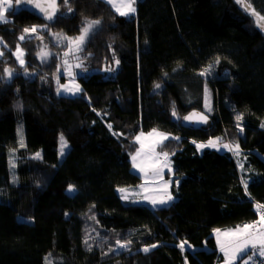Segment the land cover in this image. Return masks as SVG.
Returning <instances> with one entry per match:
<instances>
[{"label": "trees", "instance_id": "16d2710c", "mask_svg": "<svg viewBox=\"0 0 264 264\" xmlns=\"http://www.w3.org/2000/svg\"><path fill=\"white\" fill-rule=\"evenodd\" d=\"M14 1L0 23V264L221 261L215 231L264 204V31L242 1L138 0L121 16L61 0L49 24ZM248 2L264 16V0ZM87 24L98 26L71 51ZM65 66L78 93H58ZM192 109L212 128L183 126ZM150 129L172 135L174 201L155 208L120 191L141 182L130 155ZM209 141L229 147H197Z\"/></svg>", "mask_w": 264, "mask_h": 264}, {"label": "rangeland", "instance_id": "374dc122", "mask_svg": "<svg viewBox=\"0 0 264 264\" xmlns=\"http://www.w3.org/2000/svg\"><path fill=\"white\" fill-rule=\"evenodd\" d=\"M104 1L108 3V0H104ZM137 1L138 0H136V2ZM238 1L241 3V0H238ZM123 2L126 3L127 0H123ZM136 2L133 5L135 9H136ZM114 3L119 5L121 3V0H114ZM110 5L116 11V8L113 7V4H110ZM134 13H130L127 16H130ZM88 26L89 24H87L85 28H88ZM97 26L98 24L92 25L87 35L84 36V39L82 42H80L79 40L72 41L71 51H78L79 49H81L84 43L86 42L87 38L89 37V35L93 33V30H95ZM83 34H84V30H83ZM15 56L17 58V61L21 63L20 61L23 60V51L19 47L15 51ZM63 70L66 73V78H65L66 81L62 84L63 86L59 89L58 93L64 94L66 93V91L69 94L78 93L80 91V85L76 81V79L72 77L70 66H65ZM164 136H166L167 139H169L172 135L170 133L163 132L158 129H150L147 131L140 130L133 138V141L136 143V148L130 155L131 168L132 170H134L136 173L140 175L141 182L136 187L120 188V189L125 190L122 192L124 197H127L128 199L132 200L133 202L137 204H145L152 208H155V207L167 206L174 201V195L172 192V187L174 184L173 164L171 160V154L169 153V151H167L164 148V144L167 141V139H163ZM61 137L63 136L61 135L60 140H59V156L62 157L65 149L68 147V143L63 137L64 146H63V153H62L61 152V147H62ZM137 137H140L139 141L137 140ZM141 144L144 145L143 148L141 147ZM216 147L219 149H226L225 147H222V146L216 145ZM152 148H154V151H151ZM138 150H140L141 152L139 156H137ZM164 153L168 154L166 158L163 155ZM134 156H136V161H135V164L137 165L136 167H134V161H133ZM233 156L235 157L239 171L242 172V170L244 169V166L242 163V156L240 152L233 151ZM165 164H167L166 167L164 166ZM141 168H143L144 171H141ZM245 175H243V177H245ZM175 184L176 185L179 184V181H176ZM71 188L73 189V187ZM168 195H171L173 199L170 201H167L165 204L161 205L159 203H156V204L152 203V199L159 200L163 198L167 200ZM146 197H148L149 199H146ZM244 226L245 225L243 224H238L234 227L217 229L219 231L217 230L215 231L214 237H215V241L217 244V249L222 254V260L219 261L217 264H225L226 257H225L224 251L221 250V246L223 245L226 249L231 251L230 244L231 242H234L236 240V237L228 235V234L235 232L237 229H243ZM248 231L252 233H264V222L262 223L260 227L250 228L248 229ZM253 251L254 250L249 249L244 254L239 255V258L235 259L233 261V264H237V263L244 264L246 261L245 258Z\"/></svg>", "mask_w": 264, "mask_h": 264}, {"label": "snow or ice", "instance_id": "6c2138e0", "mask_svg": "<svg viewBox=\"0 0 264 264\" xmlns=\"http://www.w3.org/2000/svg\"><path fill=\"white\" fill-rule=\"evenodd\" d=\"M17 4L20 3V0H16ZM68 0H64V3L67 4ZM136 0H127V2H123V0H121V3L119 5H117L116 3H114V0H108V3L113 4V7L116 8V11L121 15V16H127L130 13H134L136 11V9L133 7V5L135 4ZM37 7H39V5H36ZM51 7H55V0H52V4L50 5ZM11 10V0H0V23H5L7 22L6 17H5V13ZM42 11H44V9H41ZM69 11H71V9H69ZM46 16L48 19H52V14L50 13H46ZM260 20H264V17H259ZM93 23H99V21H95ZM92 27V24H89L88 28L84 29V35H82L81 37L77 38L80 42L83 41L84 36L87 35L89 29ZM26 33L29 31V29H25L24 30ZM32 32H35L36 29L33 28L31 29ZM21 39H24V37L22 36ZM43 55H47V53H43ZM21 64H23V60L20 61ZM118 63V61H117ZM11 74V73H9ZM203 74V73H202ZM157 87H159V85H157ZM175 114V113H173ZM185 119H189V117H186ZM202 120H204L206 122L207 118L206 117H201ZM239 119V117H238ZM109 127H111V125H109ZM163 139H167L166 136L163 137ZM137 140H140V137H137ZM61 141H62V147H61V152L63 153V146H64V140L63 137H61ZM216 147V143L214 141H209L208 145H198L197 147ZM141 147L143 148L144 145L141 144ZM225 148H228L229 146L226 144L224 145ZM238 149V145L236 146ZM151 151H154V148L151 149ZM141 154L140 150L137 151V156H139ZM39 154H37L38 156ZM165 156V158L167 157V153L163 154ZM133 161H134V167H136L137 165L135 164L136 161V156L133 157ZM165 167L167 166V164L164 165ZM141 171H144L143 168H141ZM73 189L69 188V191H72ZM120 191H125L123 189H120ZM125 199H127V197H124ZM146 199H149L148 197H146ZM172 196L168 195L167 196V200L161 198L159 200L156 199H152V203L156 204L159 203L161 205L165 204L167 201L172 200ZM261 220L264 221V217H261ZM252 225H245L243 229H237L235 232L229 233L228 235L234 236L236 237V240L234 242H231L230 247H231V251H229L228 249H226L223 245L221 246V250L224 251L225 253V264H233V261L237 258H239V255L244 254L245 252H247L249 249L254 250L252 255L248 256V260H251L253 258L254 255H259L261 257H264V233H252L249 232L248 229L252 228ZM219 231V230H217ZM119 243V242H118ZM126 245H121V247H125ZM185 246V242H182L180 244V247L183 249ZM151 247H156V245H152ZM148 248H145L144 251H148ZM248 260L245 261V264H248Z\"/></svg>", "mask_w": 264, "mask_h": 264}, {"label": "water", "instance_id": "95a60500", "mask_svg": "<svg viewBox=\"0 0 264 264\" xmlns=\"http://www.w3.org/2000/svg\"><path fill=\"white\" fill-rule=\"evenodd\" d=\"M60 1L55 0V7H51L52 0H20V3L17 4L16 0L14 1L13 9L14 13L17 14L22 11H26L36 16L38 19L44 21L45 23H54L57 20V16L60 12ZM244 10L252 17L257 27L264 31V20H260L259 17H264L259 12H257L254 7L248 2V0H241ZM39 5L37 7L36 5ZM41 9H44L42 11ZM46 13L52 14V19H48ZM189 117V119H185ZM201 117H206V122L201 119ZM181 124L185 127L192 129L200 130H209L213 126L212 118L200 109H192L186 113L182 119Z\"/></svg>", "mask_w": 264, "mask_h": 264}, {"label": "built area", "instance_id": "2783aa9c", "mask_svg": "<svg viewBox=\"0 0 264 264\" xmlns=\"http://www.w3.org/2000/svg\"><path fill=\"white\" fill-rule=\"evenodd\" d=\"M254 210L256 212L255 217L242 222L243 225H252V228L260 227L262 225L264 221L261 220V217H264V204L257 202L254 203ZM252 253L253 252L249 255H252ZM248 256L245 258L246 260H248ZM248 264H264V257H261L258 254L254 255L251 260H248Z\"/></svg>", "mask_w": 264, "mask_h": 264}]
</instances>
